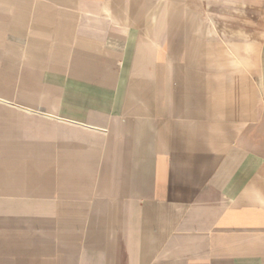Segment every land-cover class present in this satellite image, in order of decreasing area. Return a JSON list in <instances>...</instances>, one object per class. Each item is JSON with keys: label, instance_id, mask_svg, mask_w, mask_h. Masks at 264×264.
Returning <instances> with one entry per match:
<instances>
[{"label": "crops", "instance_id": "1", "mask_svg": "<svg viewBox=\"0 0 264 264\" xmlns=\"http://www.w3.org/2000/svg\"><path fill=\"white\" fill-rule=\"evenodd\" d=\"M231 2L0 0V264H264Z\"/></svg>", "mask_w": 264, "mask_h": 264}, {"label": "rangeland", "instance_id": "2", "mask_svg": "<svg viewBox=\"0 0 264 264\" xmlns=\"http://www.w3.org/2000/svg\"><path fill=\"white\" fill-rule=\"evenodd\" d=\"M254 2V6L248 11L237 14L243 21L238 24L245 25L246 28L242 30L248 33V36L242 33V38L238 41L242 42L248 51H254L253 65L257 69L259 83L264 89V0H254ZM231 3L245 4L247 2L246 0H233ZM225 15L232 17L231 12H226Z\"/></svg>", "mask_w": 264, "mask_h": 264}]
</instances>
